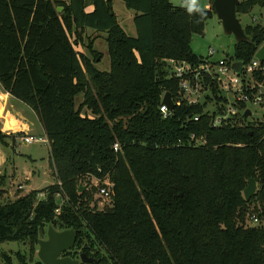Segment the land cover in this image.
Here are the masks:
<instances>
[{"label":"trees","instance_id":"obj_1","mask_svg":"<svg viewBox=\"0 0 264 264\" xmlns=\"http://www.w3.org/2000/svg\"><path fill=\"white\" fill-rule=\"evenodd\" d=\"M122 1L136 13L135 36L120 24L113 0H0V83L36 113L55 179L0 202V248L28 241L29 260L19 252L18 260L43 264L35 260L38 241L52 225L77 230L64 256L97 259L81 264H264V122L240 112L213 126L228 103L218 83L202 71L198 80L195 74L177 78L168 63L198 68L209 59L191 44L216 15L214 0L191 13L171 0ZM256 7L264 9V0H240L238 16ZM244 28L249 40L235 43L229 64H250L264 44V23ZM88 29L105 33L109 71L95 66L102 56ZM185 79L211 94L190 103L182 93ZM254 79L264 83V73ZM167 93L175 107L164 117ZM17 136L26 135L4 134L0 125L2 146ZM202 137L206 142L198 145ZM106 177L114 183L112 205L98 210L92 205L97 188L79 189L86 179L102 185ZM251 178L259 188L247 201ZM6 180L0 174V199ZM250 212L258 224L248 225ZM2 258L12 264L0 251Z\"/></svg>","mask_w":264,"mask_h":264},{"label":"rangeland","instance_id":"obj_2","mask_svg":"<svg viewBox=\"0 0 264 264\" xmlns=\"http://www.w3.org/2000/svg\"><path fill=\"white\" fill-rule=\"evenodd\" d=\"M176 6H185L188 0H171ZM197 4L200 9H208L211 7V0H197ZM209 7V8H210ZM116 13L120 19V23L127 33L131 36H135V25L132 20L133 10L128 9L122 0H116L115 3ZM239 19L243 26L254 23H264V9L256 7L253 12L249 14L239 15ZM86 34L90 37H95V49L101 53V60L95 62V66L101 71H109L111 67L110 56L108 52V44L105 38L96 36V32H93L92 29L86 30ZM105 34V33H104ZM75 39V37H73ZM235 37L234 35H227L224 31L221 21L218 19L217 15L211 17L206 24L204 34H196L192 38V49L194 53L201 57H208L211 51L215 53L211 56L213 61H219L225 59L226 57H231L234 53L235 48ZM78 50H85L89 55L90 53L85 49V47L80 44L76 46ZM82 48V49H81ZM249 79V77L247 78ZM201 91V90H199ZM264 91V89H263ZM207 95V92H194L192 95H189L188 98L192 100L203 101ZM228 100H232V94H227ZM83 100V95H79L76 98L77 105ZM209 109L214 108L213 102H209ZM250 109L253 111V115L250 118V122H264V102L259 106L250 105ZM3 112V106L0 103V114ZM8 121L5 125V128L17 129L18 125L15 122L11 114L7 115ZM47 139L45 136H37ZM202 140V141H201ZM206 142L205 138H196V142L199 145L201 142ZM13 142L12 147L6 148L0 145V154L7 158L6 172L7 180L5 183V194L0 199V202H7L15 200L19 195L23 196L29 193L32 190H41L49 187L55 183V179L51 173L49 166V157H50V147L48 142H34L31 144H26L23 141V138L17 136L15 138L10 137V143ZM199 142V143H198ZM90 181V182H89ZM105 183H114L111 181L110 177H106L104 180ZM90 183V184H88ZM97 179L93 178L91 180L86 179L81 183V186L85 187V190H88V187L91 189L96 187L94 194V200L92 202L93 206H96L98 210H103L105 208L111 207L112 200L109 197L102 196L99 192L103 184H100ZM88 185V186H87ZM101 185V186H100ZM24 186V189L22 187ZM259 186L257 185V190ZM84 190V191H85ZM40 199L45 198V194L39 196ZM258 217L256 213H251L248 215V225H254L253 218ZM258 224V223H257ZM42 239H47V234L43 235ZM29 242L17 243V242H6L2 244L0 251L11 257L12 264H21L17 258V253L24 254L29 260ZM39 246H37L38 252ZM37 252L35 255V260L38 259ZM0 264H8L5 259L0 260Z\"/></svg>","mask_w":264,"mask_h":264},{"label":"built area","instance_id":"obj_3","mask_svg":"<svg viewBox=\"0 0 264 264\" xmlns=\"http://www.w3.org/2000/svg\"><path fill=\"white\" fill-rule=\"evenodd\" d=\"M215 53V51H211L209 53V59L205 61V64H202L198 68H195L191 63L185 62V61H178L175 59H170L168 63L172 67L173 76L177 78H184L186 75L195 74L196 79H199V74L205 73L207 77H209L212 80H215L220 89L223 91V93L232 94L233 99L230 101L228 100V103L225 104V110L223 113H219L217 116L213 117L212 119V125L215 127L221 126L224 123H227V121L231 118H234L236 115H238L240 112L245 113L248 108H250V105H257L259 106L262 102H264V83L257 82L254 79V75L256 72L261 71L264 73V66H262V62L256 58L248 65H244L242 67V72L239 75L234 69H233V63L229 64V62L226 59H221L219 61H213L211 59V56ZM249 77V79H247ZM182 93L188 97L189 95H192L194 92H198L201 94V92H207V94H211V90L209 88L203 87V85L199 82L196 83L195 86H192L189 80H183L182 85ZM201 90V91H199ZM251 92V95L249 94ZM227 97V96H226ZM205 100V99H204ZM204 100L202 102H204ZM190 103H196L201 102L197 99L192 100L189 98ZM246 103L248 108L244 110H240L238 107L239 103ZM214 108L209 109L211 113H214L213 109H216L215 103H213ZM161 112L163 113L164 117H167L169 115V112L171 111L167 105L163 103V105L160 107ZM195 120H199V116L195 117ZM23 141L26 144H31L34 142H48V139H44L42 137H37L34 135H26L23 137ZM204 143V142H202ZM120 149L119 143L114 144V150L118 151ZM105 180V179H104ZM98 182H101V180H98ZM105 181H102L103 186L99 190L100 194L102 196H106L112 199L113 195V184L105 183ZM253 221L255 224L259 222L258 217H254Z\"/></svg>","mask_w":264,"mask_h":264},{"label":"water","instance_id":"obj_4","mask_svg":"<svg viewBox=\"0 0 264 264\" xmlns=\"http://www.w3.org/2000/svg\"><path fill=\"white\" fill-rule=\"evenodd\" d=\"M240 0H214L213 6L216 11L218 19L221 21L224 31L227 35H234L236 42L247 41L249 37L245 32L238 13L237 6ZM60 10V8H59ZM256 58L264 63V44L256 53ZM243 62L236 61L233 63V69L240 75L242 72ZM163 103L168 106L170 110L175 107L170 93H167L163 98ZM253 115V111L248 108L244 113L247 120ZM257 181L251 178L248 186L244 190V197L247 201L257 192ZM85 187L80 186L79 191H84ZM59 204L61 200L58 201ZM77 230L65 229L57 230L52 225L49 226L47 231V239H40L38 241L37 256L43 264H81L92 263L97 261L96 258L89 256L87 253H81L79 258H72L64 256V253L71 251L77 242Z\"/></svg>","mask_w":264,"mask_h":264},{"label":"crops","instance_id":"obj_5","mask_svg":"<svg viewBox=\"0 0 264 264\" xmlns=\"http://www.w3.org/2000/svg\"><path fill=\"white\" fill-rule=\"evenodd\" d=\"M115 3H116V0H113L114 11L116 12ZM209 7H208V9H209ZM90 9H92L91 6L88 7V10H90ZM135 15H136V13L134 11L132 14L133 23H134ZM117 17H118V15H117ZM118 20L120 22L119 17H118ZM93 32H95V31L93 30ZM135 32H136V28H135ZM96 36H100L101 38H105L104 33L96 32ZM93 38H95V37H93ZM95 42H96V40H95ZM0 103L3 106V112L0 114V125H1V131L4 134L11 135V134L23 132L25 135L45 136L47 138L36 113L31 108H29L27 105H25L21 101L17 100L15 97H13L10 93L6 92L4 90V88L2 87L1 83H0ZM8 114H11L12 117L14 118L15 122L17 123L18 128L16 130L12 129V128L11 129L5 128V125L8 121V118H7ZM7 142L9 143V146L6 148H14V146L12 147L13 142L10 143V138H7ZM1 147H3V146L1 145ZM3 150H4V147H3ZM5 154L8 155L7 152ZM5 154H4V156H2L0 154V174H6L7 176H9L8 173L6 172V165H7V158L8 157H6ZM22 189H24V186L22 187Z\"/></svg>","mask_w":264,"mask_h":264},{"label":"clouds","instance_id":"obj_6","mask_svg":"<svg viewBox=\"0 0 264 264\" xmlns=\"http://www.w3.org/2000/svg\"><path fill=\"white\" fill-rule=\"evenodd\" d=\"M186 7L190 13L193 11H197V12L201 11L197 4V0H188V2L186 3Z\"/></svg>","mask_w":264,"mask_h":264}]
</instances>
